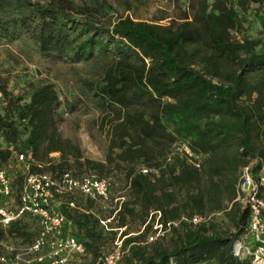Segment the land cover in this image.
<instances>
[{
	"label": "trees",
	"instance_id": "trees-1",
	"mask_svg": "<svg viewBox=\"0 0 264 264\" xmlns=\"http://www.w3.org/2000/svg\"><path fill=\"white\" fill-rule=\"evenodd\" d=\"M62 2L0 18V35L12 38L23 31L43 54L62 55L71 48L70 59H103L101 78L85 98L101 121L107 120L108 148L118 149L121 161L164 160L172 144L185 143L191 152L171 154L166 174L158 177L140 172L142 165L125 172L132 199L124 197L109 228H126L127 218L136 215L144 227H152L149 237L156 233L155 211L164 233L167 222L177 220L180 227L170 224V247L159 241L164 233L149 244L134 236L123 238L126 249L117 264H251L249 257L232 253L247 226L246 205L233 219L239 231L232 235L207 233L203 222L181 219L224 208L236 196L241 166L253 161L257 170L264 165V44L233 35L243 27L242 0H188L179 20L162 24L126 16L109 26L70 18ZM57 103L51 86L45 85L35 89L27 104H11L0 111V139L14 146L20 142L18 152L30 151L32 157L60 151L63 159L54 124ZM26 118L30 130L21 140L20 122ZM5 152L0 147L1 165L9 161ZM36 170L31 164L30 171ZM77 203L80 208L63 209L65 229L83 241L84 255L93 251L96 264L112 246L99 245L101 235L95 230L102 228L99 219L106 213H93L94 202L87 198L80 196ZM182 211L187 214L180 216ZM20 224L13 222L7 233H20ZM125 228L121 237L128 234Z\"/></svg>",
	"mask_w": 264,
	"mask_h": 264
},
{
	"label": "rangeland",
	"instance_id": "rangeland-1",
	"mask_svg": "<svg viewBox=\"0 0 264 264\" xmlns=\"http://www.w3.org/2000/svg\"><path fill=\"white\" fill-rule=\"evenodd\" d=\"M23 1L24 4L15 0H0V18L6 20L23 16L35 6H45L53 2V0ZM187 2L188 0H63L61 4H64L67 14L74 20H88L96 25L109 26L117 19L126 16L134 20L157 21L162 24L172 19L179 20L186 12ZM239 12L243 27L240 31H234L233 35L238 39L242 36L258 39L264 44V0H242ZM71 55V48L62 55L41 53L30 35L23 31L12 38L0 35V111L4 113L11 104L13 107L23 106L30 101L35 89L45 85L51 86L58 102L54 124L65 156L62 159L61 152L55 151L48 153L47 156L41 153L39 157H32L31 152L27 151L26 154L32 164L52 175L71 171L74 174H92L105 178L112 187L111 195L117 193L128 200L132 199L125 176V172L130 167L136 168L140 165L149 167L154 170L155 177H158L162 173L166 174L169 165L165 166V157L164 160L147 162L136 160L125 163L117 156L118 149L109 150L110 135L107 131V120L102 122L101 114L93 110L85 98L101 78L103 59L91 57L76 61L69 58ZM20 123L21 140H23L30 126L27 118ZM178 145H170L167 155L173 156V153L179 152ZM0 147L5 149L4 155L9 159L3 167L14 182V179L21 174V166L15 165L10 159H13L14 152L22 148V145L18 142L14 146L0 139ZM172 163L176 165L177 162L174 160ZM233 201L235 204L232 205ZM233 201L222 209L201 212L200 215L203 217L201 222L205 224L207 233L221 232L232 235L239 231L233 219L237 216L238 209L245 207V201L237 195ZM92 212L102 215L96 203L92 206ZM185 214L187 211L180 212V216ZM156 222L159 223L155 218L153 226ZM173 222L174 227H180L177 220ZM126 223L127 227L124 228L128 234L123 237L119 235L120 238L134 236L140 244H149L147 237L153 230L151 226L144 227L136 215L128 217ZM19 227H21L20 233L13 229L12 233L3 236V240L13 244L30 242L35 235L34 223L23 220ZM95 230L101 235L98 244L105 247H110L113 239L118 235V230L114 236L104 227H96ZM159 241L164 247L172 246L174 242L172 231L167 229ZM247 244L254 246L251 235H248ZM95 259V254L90 249L79 257L81 264H94Z\"/></svg>",
	"mask_w": 264,
	"mask_h": 264
},
{
	"label": "built area",
	"instance_id": "built-area-1",
	"mask_svg": "<svg viewBox=\"0 0 264 264\" xmlns=\"http://www.w3.org/2000/svg\"><path fill=\"white\" fill-rule=\"evenodd\" d=\"M177 149L191 155L185 143L179 144ZM169 158L170 155L166 161ZM10 161L21 166V174L18 175L21 179L18 185H14L0 164V230L3 236L7 235V229L13 222L29 220L35 225V235L24 244H13L0 236V264H81L79 257L84 255L85 246L75 234L65 229L67 218L63 209L80 208L78 197L87 198L106 213L99 223L109 230L108 226L116 221L124 196L111 195L108 180L96 175H79L71 171L52 175L41 170L30 171L32 162L24 152L15 151ZM253 165L250 161L239 170L236 195L245 201L249 217L244 233L232 244V253L240 259L249 257L251 264H264V165L257 170ZM139 171L146 174L154 170L141 166ZM155 215L157 221L159 212L155 211ZM181 219L195 225L203 217L193 214ZM170 224L175 223L167 222L166 230ZM153 228L156 233L150 235L148 241L165 231L161 223L156 222ZM113 229L118 230V235L111 248L98 259L99 264H117L125 251L119 237L124 227ZM248 235L253 238V247L247 244Z\"/></svg>",
	"mask_w": 264,
	"mask_h": 264
}]
</instances>
